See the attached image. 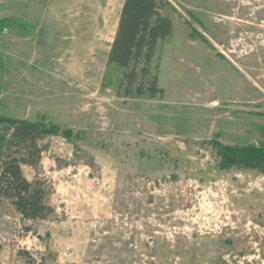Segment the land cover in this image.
Instances as JSON below:
<instances>
[{
	"label": "rangeland",
	"instance_id": "1",
	"mask_svg": "<svg viewBox=\"0 0 264 264\" xmlns=\"http://www.w3.org/2000/svg\"><path fill=\"white\" fill-rule=\"evenodd\" d=\"M25 1L0 0L18 20L0 28V118L57 128L38 141L54 212L24 220L0 199V264H264V170L225 158L264 146V0H159L174 30L155 98L128 97L116 65L93 81L32 65L8 42ZM12 130L0 165L24 152Z\"/></svg>",
	"mask_w": 264,
	"mask_h": 264
},
{
	"label": "trees",
	"instance_id": "2",
	"mask_svg": "<svg viewBox=\"0 0 264 264\" xmlns=\"http://www.w3.org/2000/svg\"><path fill=\"white\" fill-rule=\"evenodd\" d=\"M161 7L159 0L125 1L107 66L116 65L123 70L120 87H124L128 97L155 98L164 94L157 76L146 81V77L152 73V62L159 43L168 39L174 30L172 19L161 13ZM11 20L0 19V28ZM0 123L13 125L12 142L24 150L21 156L16 152L11 153L1 162L0 199L8 200L24 220H46L54 212L49 203L53 186L42 174V148L38 141L44 135L58 130L9 117H1ZM229 157L234 162L261 166L264 170V146H235L226 151L225 158ZM23 164L35 169L32 180L24 175ZM19 254L29 257L31 263L35 261L26 250H20Z\"/></svg>",
	"mask_w": 264,
	"mask_h": 264
},
{
	"label": "crops",
	"instance_id": "3",
	"mask_svg": "<svg viewBox=\"0 0 264 264\" xmlns=\"http://www.w3.org/2000/svg\"><path fill=\"white\" fill-rule=\"evenodd\" d=\"M35 1H25L28 23L13 24L9 44L16 47L22 41L35 67L75 81L98 80L126 0Z\"/></svg>",
	"mask_w": 264,
	"mask_h": 264
}]
</instances>
